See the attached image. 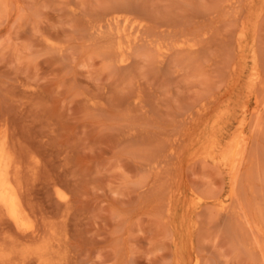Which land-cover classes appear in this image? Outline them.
Here are the masks:
<instances>
[{
    "label": "rangeland",
    "instance_id": "rangeland-1",
    "mask_svg": "<svg viewBox=\"0 0 264 264\" xmlns=\"http://www.w3.org/2000/svg\"><path fill=\"white\" fill-rule=\"evenodd\" d=\"M2 145L0 264H264V0H0Z\"/></svg>",
    "mask_w": 264,
    "mask_h": 264
},
{
    "label": "bare ground",
    "instance_id": "bare-ground-1",
    "mask_svg": "<svg viewBox=\"0 0 264 264\" xmlns=\"http://www.w3.org/2000/svg\"><path fill=\"white\" fill-rule=\"evenodd\" d=\"M8 140V139H7ZM8 144V142H7ZM13 144V143H12ZM6 146V145H5ZM4 145L0 146V208L5 212V215L6 217L8 218V220L13 224V226L18 230V229H21L23 227H25V221L28 217L27 213H28V207L25 203L27 202H24V199L28 198L24 197V194H23V191L22 190V182H21V175H20V170L18 168V163L17 161H15V159L13 157H15L11 151L10 153L13 154V156L8 152L7 148H6ZM10 149V147H9ZM15 152V150H14ZM16 153V152H15ZM16 158V157H15ZM19 158V157H18ZM21 162V161H20ZM225 162V161H224ZM25 172V171H23ZM24 177V176H23ZM28 192V190H27ZM25 193H26V190H25ZM31 193V192H30ZM29 193V194H30ZM30 198V197H29ZM25 199V200H26ZM31 199V198H30ZM29 199V200H30ZM31 201V200H30ZM32 204V202H31ZM33 206V205H32ZM31 206V208H32ZM34 208V207H33ZM30 209V208H29ZM34 212V211H33ZM31 214V213H30ZM34 214V213H33ZM2 216V215H1ZM5 217V218H6ZM33 217V216H32ZM1 219V218H0ZM6 220V219H5ZM5 220H0L2 223L3 221ZM29 220V219H28ZM6 222V221H5ZM1 223V224H2ZM7 224L8 221L6 222ZM5 224V223H4ZM5 224V225H7ZM9 226V225H8ZM31 226V225H30ZM26 229L29 230L30 234L32 237H34L36 235L35 232H32L31 231L35 228H33L31 230V227L27 226L25 227ZM52 228V227H51ZM14 230V229H13ZM22 230V229H21ZM31 230V231H30ZM27 231V230H26ZM36 231V230H34ZM40 231V230H39ZM21 232V231H20ZM28 232V231H27ZM26 232V233H27ZM28 232V233H29ZM17 232H14V235L16 234ZM39 233V232H38ZM12 234V236H14ZM29 235V234H28ZM38 235V234H37ZM52 235V234H51ZM22 237L24 235H21L19 234V237ZM18 237V235H17ZM19 237H18V240H19ZM32 237L30 238V240H32L33 242V239ZM16 238V237H15ZM41 238V237H40ZM17 239V238H16ZM39 239V238H38ZM43 239H47V238H43ZM41 239V241L43 240ZM50 239V237H49ZM12 240V238L10 239ZM20 241V240H19ZM23 241V240H22ZM36 242V241H34ZM43 242V241H42ZM20 243V242H19ZM27 244H29V242H26ZM39 243V241H37L35 243V245ZM44 243V242H43ZM46 243V242H45ZM48 243V242H47ZM26 245V244H25ZM52 245V244H51ZM30 247V245H28ZM37 246V245H36ZM34 247V246H33ZM57 247V245H56ZM3 248V247H2ZM55 247H53L54 249ZM31 249H33L31 247ZM29 250V249H28ZM3 251V250H2ZM18 251V250H17ZM32 251H35L32 250ZM1 252V251H0ZM5 252V251H4ZM7 253V252H6ZM35 258H37V260L39 261L40 264H47L45 263L46 261L44 260L46 258V255H47V248L46 247H40L38 249H36L35 251ZM51 254V253H50ZM9 255V254H8ZM14 255V254H13ZM21 255V254H20ZM24 255V253H23ZM0 256H3V255H0ZM15 256V255H14ZM5 257V256H3ZM29 257V256H28ZM6 258V257H5ZM10 258V257H9ZM34 258V257H33ZM11 259V258H10ZM14 259V258H13ZM12 259V261H13ZM6 260V263H8V260L7 259H4ZM3 260V261H4ZM31 260V259H30ZM35 260V259H33ZM36 261V260H35ZM2 262V261H1ZM5 262V261H4ZM10 262V260H9ZM22 262V261H21ZM3 263V262H2ZM12 263V262H11ZM35 263V262H34ZM37 263V262H36ZM35 263V264H36ZM9 264V263H8ZM27 264V263H26Z\"/></svg>",
    "mask_w": 264,
    "mask_h": 264
}]
</instances>
